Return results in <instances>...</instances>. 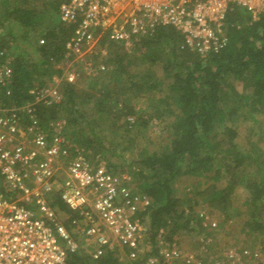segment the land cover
I'll list each match as a JSON object with an SVG mask.
<instances>
[{
  "label": "trees",
  "instance_id": "16d2710c",
  "mask_svg": "<svg viewBox=\"0 0 264 264\" xmlns=\"http://www.w3.org/2000/svg\"><path fill=\"white\" fill-rule=\"evenodd\" d=\"M34 1L0 0V66L9 60L13 68L10 78L0 82L1 107H22L35 100L40 92L34 93L46 87L39 72L47 71L52 59L59 61L69 55L67 42L74 27L59 19L63 0H41V10L36 8ZM226 29L227 45L218 53L207 55L189 48L183 36L171 26H159L154 32L135 39L129 47L112 44L110 58H94L93 71L116 74L105 83L103 96L90 120L81 107L94 96L87 94L80 99L79 92L71 84H65L57 101L49 105L40 102L43 109L33 106L40 127L50 126L53 131V125H49L52 120L65 119L66 130L82 142L88 141L77 130L82 121H87L91 134L98 135L97 126L102 120L113 121L114 126L118 117H124L126 133H130L133 122L136 125L141 121L145 129L152 120L161 119L165 112L175 107L179 114L166 135L164 148L156 152L144 151L135 161L141 165L136 174L145 184V193H141L150 200V205L137 217L148 220L152 237L163 231L170 221L172 231L191 227L192 218L185 219L180 226L185 209L175 195L176 179L210 171L214 182L228 180L225 187L211 189L210 205L231 206L234 188H244L249 192L246 205L250 210L245 224H253V232L264 234V148L252 141L246 145L239 139L240 134L227 125L232 114L244 107L245 98L251 100L254 111H264V11L255 19L243 8L234 6L228 14ZM21 31L24 35L33 31L37 37L41 34L36 42L39 41L42 61L33 67L22 57H12L9 53L11 45H20L18 33ZM160 60H164L162 74L154 69ZM101 64L105 67H100ZM239 80L251 90L250 96L244 97L238 92L235 82ZM132 92L134 97L156 92L164 96L155 104L137 107L127 97ZM118 93L123 95L121 101L115 98ZM45 109L52 115H47ZM218 126L225 135L219 140L215 139ZM49 203L53 209L58 208L66 214L64 223L72 228L71 223L79 214L67 207L59 193L53 194ZM191 213L196 216L194 220L198 225H202L201 212L191 209ZM218 226L208 224L205 228L212 236L215 233L208 229L213 231ZM88 249L68 250L65 264H120L115 249H109L96 260L91 257L92 248ZM178 260L181 259L174 264Z\"/></svg>",
  "mask_w": 264,
  "mask_h": 264
},
{
  "label": "built area",
  "instance_id": "2783aa9c",
  "mask_svg": "<svg viewBox=\"0 0 264 264\" xmlns=\"http://www.w3.org/2000/svg\"><path fill=\"white\" fill-rule=\"evenodd\" d=\"M234 6L256 19L264 11V0H63L59 19L74 27L68 54L93 70L90 59L107 58L112 44L129 47L159 26L175 28L200 55L218 53L228 43L226 23ZM8 74L0 66V82ZM58 98L56 89L45 87L34 102L0 107V264H65L68 250L86 248L79 237L90 244L94 260L114 249L115 240L137 245V215L150 205L147 196L124 193L118 175L81 156L67 161L64 179L58 180L57 162L66 155L64 141L58 133L41 132L33 107ZM55 193L79 214L72 228L56 219L49 203ZM250 254L229 251L222 264H251L260 258ZM177 259L200 264L177 247L163 260L152 256L139 264H174Z\"/></svg>",
  "mask_w": 264,
  "mask_h": 264
},
{
  "label": "rangeland",
  "instance_id": "374dc122",
  "mask_svg": "<svg viewBox=\"0 0 264 264\" xmlns=\"http://www.w3.org/2000/svg\"><path fill=\"white\" fill-rule=\"evenodd\" d=\"M34 4L38 10H41L43 6L41 0L34 1ZM40 36L41 34L38 37L35 36L33 31H28L27 35H24L23 31L19 32L20 45L16 47L11 45L9 53L12 57H22L30 67H33L42 61L38 50L39 41L36 42ZM163 55L165 54L163 53ZM90 60L95 63L94 58ZM163 61L160 60L154 67L158 74L163 72ZM9 63L8 60L4 64L5 69L9 73L7 78H10L13 70ZM48 65L47 71L41 70L39 72V75H41L40 79L45 82L46 87L56 89L58 94H60L62 90H65V84H71L76 87V92H79L78 96L80 99L87 96V94L94 96L86 106L81 107L85 111L87 120H90L93 117V113H95L94 109H96L98 101L103 96L102 89L106 86L105 83L112 77L114 79L116 73L110 75L106 71L103 73L93 71L86 67V61H80L70 55L59 61L52 59ZM235 85L238 88V92L243 94L244 97L245 95L250 96L251 90L249 91L248 86L245 87L242 81H236ZM42 91L43 89H39L34 94L42 93ZM119 91H121V88ZM163 96V94L156 92L134 97L132 92L127 97L134 105L142 107L147 103L155 104L157 99ZM115 98L121 101L123 95L115 94ZM245 101L243 102L245 104H243L244 107L232 114L227 125L240 134L239 139L246 145L252 141V143L264 148V111H254L251 108V100L245 98ZM39 104L40 102L36 103L35 106L42 108V105ZM44 111H46L47 115H52L50 110L45 109ZM177 114L179 113L175 107L169 109V112H165L161 119L152 120L145 129L141 125V121L140 124L137 122L136 125L133 122V126L129 127L130 133H126L127 123L125 124L124 117H118L114 126L112 125V119L110 120L112 122L102 120L97 126L98 135L91 134L85 120L77 125V130L80 136L88 139L87 142H82L78 137L74 138L72 132L66 130L65 119H53L51 124H49L53 125V131H51L50 126H41L40 130L47 136H52L54 131L60 136L62 135L66 155L59 158L57 162L59 169L58 180L60 182L64 179V169L67 161L73 157L81 156L94 166L103 164L118 175L123 182L124 193H139L142 195V193H145V184L140 176L136 174L141 165L135 161L140 159L139 157L144 151L156 152L164 148L166 144L164 140ZM220 128L219 126L215 128L216 132L218 131L215 139L218 140L225 136L223 129ZM227 184V179H219L214 182L211 171L202 175H182L178 177L175 182V195L180 200V203L183 202L182 208L185 209L184 221L180 223V226L184 225L185 219L192 218L191 227L172 231L173 223L170 221V224L163 228V231L152 237L148 220H143L140 217L138 218L139 233L135 247L120 243L117 240L114 241L115 254L119 263L136 264L145 261L150 256H156L158 259L163 260L173 247H177L186 253L189 252L197 263L222 264L226 261L229 251H239L243 247V250L250 251V255L258 253L260 257L257 260L255 259V261L250 260L251 264H264V234L259 231L253 232V224H245L249 220L250 215L249 206L246 205L249 192L237 186L234 188L235 192L231 197V206L223 208L222 204H218V207L210 205L208 197L212 192L211 189H221ZM51 198L52 195L50 200ZM191 209L201 212L200 216L204 218L200 221L202 225L199 226L198 222L194 220L196 216H193L194 213L190 214ZM54 211L57 221L64 223L67 217L66 214L58 208H54ZM214 222L216 226H219L213 231L208 229L211 233H215V235L210 236L205 227L208 224L212 225ZM77 239L84 240L87 244L86 248H90V244L87 243L85 238L79 237ZM175 263L184 264L182 260H178Z\"/></svg>",
  "mask_w": 264,
  "mask_h": 264
}]
</instances>
